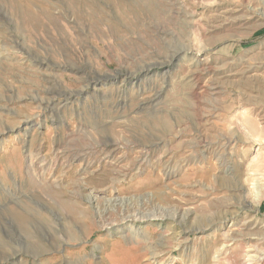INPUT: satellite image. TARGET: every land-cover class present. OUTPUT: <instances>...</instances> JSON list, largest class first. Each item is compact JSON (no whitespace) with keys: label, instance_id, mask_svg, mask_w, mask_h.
<instances>
[{"label":"rangeland","instance_id":"1","mask_svg":"<svg viewBox=\"0 0 264 264\" xmlns=\"http://www.w3.org/2000/svg\"><path fill=\"white\" fill-rule=\"evenodd\" d=\"M0 264H264V0H0Z\"/></svg>","mask_w":264,"mask_h":264},{"label":"bare ground","instance_id":"2","mask_svg":"<svg viewBox=\"0 0 264 264\" xmlns=\"http://www.w3.org/2000/svg\"><path fill=\"white\" fill-rule=\"evenodd\" d=\"M99 80V79H98ZM98 80H94L95 82L96 81H98ZM262 91V90H261ZM211 142V141H210ZM96 143H97V147L99 146H103V147H106L107 146V148H108V150H107V152H106V158L108 159H111V158H113V156L115 155V152L117 151V149H118V147H116L115 145H117V141H115V140H111L110 138H105V137H98V139L96 140ZM213 144H215V143H213ZM145 147V151H143L142 153H141V157L142 158H147L148 156H149V154L151 153V152H155V151H157L156 149L158 148V147H160L159 146V143H152V144H150V145H146V146H144ZM203 156V155H202ZM116 172H120L119 174H121V172H124V171H122V170H119V169H114ZM167 172V171H166ZM126 174V173H125ZM174 174V172H170V171H168L167 173H166V175L167 176H172ZM125 176V175H124ZM115 201H113V202H109L107 205L108 206H111V207H115V205H118V204H121L122 203V200H119V199H114ZM100 204V203H99ZM131 205H133L132 203H130V205L129 206H127V208H126V210L127 211H123V213H122V215H121V218H120V220L121 221H125V220H127L129 217H131L130 216V213H131ZM106 206V205H105ZM108 206H106L107 208H108ZM155 206V205H154ZM106 207L105 208H102L101 206H98L97 205V213H98V217H99V219L101 220V223L102 224H104L107 220H110V216H111V213H109L112 209H110V210H106ZM146 207V206H145ZM133 209V208H132ZM139 214H141V213H139ZM142 216H144V214L142 213L141 214ZM203 217V216H202ZM107 224V223H106Z\"/></svg>","mask_w":264,"mask_h":264}]
</instances>
